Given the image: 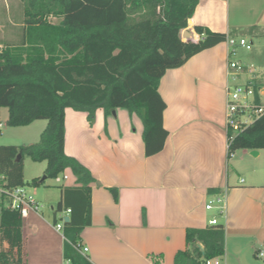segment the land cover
I'll return each mask as SVG.
<instances>
[{
    "label": "crops",
    "instance_id": "obj_1",
    "mask_svg": "<svg viewBox=\"0 0 264 264\" xmlns=\"http://www.w3.org/2000/svg\"><path fill=\"white\" fill-rule=\"evenodd\" d=\"M188 25L227 35L241 30L264 33V0H198ZM23 27L22 3L0 0V50L20 44ZM196 38H200L197 32ZM226 54L224 41L165 71L158 92L166 104L162 123L168 135L163 148L151 156L144 154L137 114L118 107L105 115L98 108L90 122L86 112L65 109L64 152L83 163L94 177L91 223L78 238L88 248L82 255L89 264H174L175 253L190 248L186 230L207 227L213 217L224 227L220 257L225 264H264V258L257 255L264 249V165L255 168L254 161L253 167L231 166V171L227 165ZM0 118H8L5 105L0 106ZM32 124L36 125L30 130H0V143L36 142L46 120L17 127ZM22 131L27 136L18 133ZM257 151L248 160L264 156L262 150ZM246 158L240 155L238 162ZM66 172L70 171L62 174ZM109 187L117 188L116 201ZM209 197L222 201L206 209ZM65 210H30L21 217V264L66 260L63 230L54 226L66 216Z\"/></svg>",
    "mask_w": 264,
    "mask_h": 264
},
{
    "label": "trees",
    "instance_id": "obj_2",
    "mask_svg": "<svg viewBox=\"0 0 264 264\" xmlns=\"http://www.w3.org/2000/svg\"><path fill=\"white\" fill-rule=\"evenodd\" d=\"M19 1L23 37L20 44L0 50V106L8 107L9 126H25L38 119L46 120V125L36 142L0 144V188L24 184L25 156L46 162L45 179L69 170L76 184L61 187L54 208L55 213L70 209V219L63 226V256L70 264H89L72 244L91 223L94 177L64 152L65 109L86 112L90 122L98 108L105 115L118 107L137 114L144 154L151 156L163 148L168 135L162 123L166 104L158 92L160 78L167 69L180 67L194 54L224 42L227 34L195 25L200 38L181 40L180 31L187 27L198 0ZM237 149L264 152V115L235 136L227 156ZM42 177L39 182L45 180ZM108 189L116 201L117 188ZM185 238L190 248L178 250L174 264H198L223 253L222 224L188 228ZM196 243L203 245L204 255ZM21 260V216L1 207L0 264Z\"/></svg>",
    "mask_w": 264,
    "mask_h": 264
},
{
    "label": "built area",
    "instance_id": "obj_3",
    "mask_svg": "<svg viewBox=\"0 0 264 264\" xmlns=\"http://www.w3.org/2000/svg\"><path fill=\"white\" fill-rule=\"evenodd\" d=\"M225 42L227 45V81L225 84L224 129L228 150L229 145L240 131L264 115V68L258 69L253 64L246 65L236 58L239 47L249 49L251 46V41H248L246 37L227 35ZM61 178L65 180L67 176L61 173L54 179L59 181ZM0 193L8 198L6 208L17 211L21 217L26 215L30 210L39 211L41 209L40 203L35 198V192L30 191L24 184L0 190ZM221 201L220 197L215 200L218 203ZM212 206L213 204L208 202L206 209H210ZM69 212V208L64 211L65 215H69ZM64 223V215H62L54 226L58 230H63ZM217 223L215 217L209 220L210 225ZM72 245L81 254H84L88 250L79 241ZM257 255L264 258V249L259 250ZM69 263V260L66 259L62 264ZM198 264L225 263L222 261L220 255H216L205 258Z\"/></svg>",
    "mask_w": 264,
    "mask_h": 264
},
{
    "label": "rangeland",
    "instance_id": "obj_4",
    "mask_svg": "<svg viewBox=\"0 0 264 264\" xmlns=\"http://www.w3.org/2000/svg\"><path fill=\"white\" fill-rule=\"evenodd\" d=\"M83 1H84L83 3H87V0H83ZM50 21L55 22L57 20L55 18H50ZM234 36L236 37L244 36L248 41H251V46L249 49L241 48V47L238 48L237 50L238 55L236 58L246 65L253 64L258 69L264 68V33L260 31L253 32L249 30L247 31L241 30L234 33ZM41 121L45 123V120L41 119ZM0 122L2 125L0 130L6 127H9V129H18L14 131H21L20 129L30 130V129H34L36 125V124H32V126L21 128L17 126L14 127L7 125L6 121L3 118H0ZM23 131L18 133L21 136H27V134ZM38 139H39V135L34 140L37 141ZM240 155L247 158L243 162H238V157ZM248 159H253L248 149H237L231 154V156H229L228 159L229 161L227 163L228 169H230L231 171L232 167L234 166L238 167V165L241 169H245L246 167H253V164L255 163L254 161H257V165L254 166L255 168L256 166L261 167L264 165L263 153L261 158L257 160H248ZM249 162H252V164ZM45 165H46L45 161L36 162L31 160L28 156H25L23 158V179H24V185L30 191L34 192L35 189V198L37 202L40 203L41 209L44 212H51V208H55L57 202L60 199L59 194L61 193L62 185L66 183H70L72 181L75 183V177L70 172H66L65 174L70 177L68 180H64L63 178H61V180L56 181L54 178H48L45 179L43 182H39V179L43 176V170L45 168ZM209 202H211L213 205H216L214 197H209ZM7 204H8V198L5 195L2 198L0 197V208L6 207Z\"/></svg>",
    "mask_w": 264,
    "mask_h": 264
},
{
    "label": "water",
    "instance_id": "obj_5",
    "mask_svg": "<svg viewBox=\"0 0 264 264\" xmlns=\"http://www.w3.org/2000/svg\"><path fill=\"white\" fill-rule=\"evenodd\" d=\"M180 38L184 42H196L197 38H196V31H195L194 27L191 26V25H187V27L183 28L180 31ZM112 113H114V111ZM250 154L251 155L258 154L257 149H252L250 151ZM19 159H20V155H17L16 160H19ZM44 179H45V176L42 177L41 181H43ZM69 219H70L69 215H66L64 217V222H68ZM197 247L199 248L201 254L204 255V247H203V245L200 244V243H197Z\"/></svg>",
    "mask_w": 264,
    "mask_h": 264
}]
</instances>
